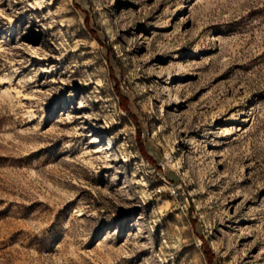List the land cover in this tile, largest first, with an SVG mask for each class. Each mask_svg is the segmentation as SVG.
Segmentation results:
<instances>
[{
    "label": "rangeland",
    "instance_id": "rangeland-1",
    "mask_svg": "<svg viewBox=\"0 0 264 264\" xmlns=\"http://www.w3.org/2000/svg\"><path fill=\"white\" fill-rule=\"evenodd\" d=\"M0 264H264V0H0Z\"/></svg>",
    "mask_w": 264,
    "mask_h": 264
},
{
    "label": "bare ground",
    "instance_id": "bare-ground-1",
    "mask_svg": "<svg viewBox=\"0 0 264 264\" xmlns=\"http://www.w3.org/2000/svg\"><path fill=\"white\" fill-rule=\"evenodd\" d=\"M144 58V57H143Z\"/></svg>",
    "mask_w": 264,
    "mask_h": 264
}]
</instances>
